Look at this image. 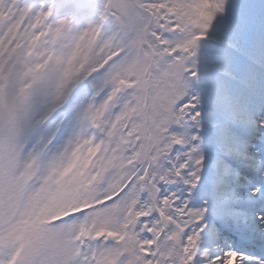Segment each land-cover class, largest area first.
I'll return each instance as SVG.
<instances>
[{
    "label": "snow or ice",
    "instance_id": "6c2138e0",
    "mask_svg": "<svg viewBox=\"0 0 264 264\" xmlns=\"http://www.w3.org/2000/svg\"><path fill=\"white\" fill-rule=\"evenodd\" d=\"M0 264H264V0H0Z\"/></svg>",
    "mask_w": 264,
    "mask_h": 264
}]
</instances>
